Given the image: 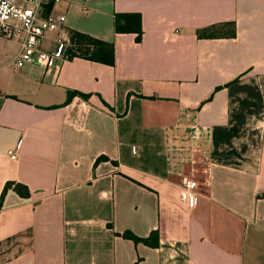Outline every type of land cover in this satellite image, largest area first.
<instances>
[{
  "label": "crops",
  "instance_id": "1",
  "mask_svg": "<svg viewBox=\"0 0 264 264\" xmlns=\"http://www.w3.org/2000/svg\"><path fill=\"white\" fill-rule=\"evenodd\" d=\"M60 9L43 50L77 30L113 42L115 61L16 69L20 39L0 37V195L7 181L30 192L4 193L0 264H264V0ZM117 13L140 14V41ZM224 21L234 37L198 36ZM126 230H157L158 246Z\"/></svg>",
  "mask_w": 264,
  "mask_h": 264
},
{
  "label": "built area",
  "instance_id": "2",
  "mask_svg": "<svg viewBox=\"0 0 264 264\" xmlns=\"http://www.w3.org/2000/svg\"><path fill=\"white\" fill-rule=\"evenodd\" d=\"M62 3L63 0H0V37L20 39V48L15 55L16 69L26 63L50 67L57 59H66V45L62 42H58L52 51L41 48L47 32L57 29L65 21L64 10H59ZM6 153L11 159L17 157L14 148H8ZM195 187L193 180L181 185L182 203L190 204Z\"/></svg>",
  "mask_w": 264,
  "mask_h": 264
},
{
  "label": "trees",
  "instance_id": "3",
  "mask_svg": "<svg viewBox=\"0 0 264 264\" xmlns=\"http://www.w3.org/2000/svg\"><path fill=\"white\" fill-rule=\"evenodd\" d=\"M114 29L116 32H135L136 40L140 41L141 38V16L138 13H117L114 20ZM198 36L201 38H216V37H234L236 34L235 22L224 21L203 27L198 30ZM65 57L72 59L74 57H81L90 61H95L107 65H113L115 61L114 43L104 41L102 39L93 37L87 33L77 30L69 31V44L65 49ZM79 94L87 98L89 94L79 91H73L72 94ZM99 160V159H98ZM12 187L13 190L23 198L29 196L30 192L26 185L7 181L3 187L0 195V209L2 207V198L8 188ZM122 236L131 239L133 242H142L148 246H158V231L152 230L148 236L139 237L129 230L122 233Z\"/></svg>",
  "mask_w": 264,
  "mask_h": 264
}]
</instances>
